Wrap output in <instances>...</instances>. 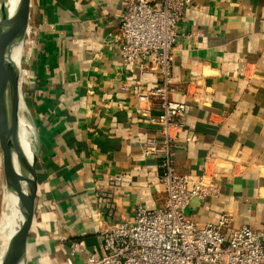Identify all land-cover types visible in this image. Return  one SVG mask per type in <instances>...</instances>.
Returning <instances> with one entry per match:
<instances>
[{
    "label": "crops",
    "instance_id": "crops-1",
    "mask_svg": "<svg viewBox=\"0 0 264 264\" xmlns=\"http://www.w3.org/2000/svg\"><path fill=\"white\" fill-rule=\"evenodd\" d=\"M126 1L31 0L32 71L22 91L36 126L38 191L28 264H82L138 204L164 202L161 154L142 150L161 139L149 120L158 100L121 88L141 84L147 93L160 82L122 59ZM180 30L171 95L187 111L176 169L206 173L220 190L195 197L187 215L204 225L232 214L227 237L244 225L264 230V0H194ZM78 242L84 248L73 252Z\"/></svg>",
    "mask_w": 264,
    "mask_h": 264
},
{
    "label": "built area",
    "instance_id": "built-area-1",
    "mask_svg": "<svg viewBox=\"0 0 264 264\" xmlns=\"http://www.w3.org/2000/svg\"><path fill=\"white\" fill-rule=\"evenodd\" d=\"M193 1L160 0L156 4L152 0H127L120 13L124 63L160 75V82L147 93L141 92V84L124 83L121 88L135 91L140 100H158L161 112L149 120L157 126L161 139L149 138L142 150L145 155L161 154L165 197L156 208L138 204L133 216L104 230L101 251L82 264H264V230L244 225L227 237L232 214L224 212L217 221L204 225L187 215L195 197L205 200L220 192L206 173L188 175L176 169L175 149L185 125L187 102L172 98L176 89L172 65L180 26ZM31 71L30 55L25 53L21 71L24 81ZM78 248L83 249L84 242L74 244L73 252ZM68 261L76 264L72 258Z\"/></svg>",
    "mask_w": 264,
    "mask_h": 264
},
{
    "label": "water",
    "instance_id": "water-1",
    "mask_svg": "<svg viewBox=\"0 0 264 264\" xmlns=\"http://www.w3.org/2000/svg\"><path fill=\"white\" fill-rule=\"evenodd\" d=\"M30 9L31 0H18L13 12L3 0L0 9V145L7 188L16 192L23 217L0 264H27L28 242L38 191V153L33 146L34 155L31 158L20 137L19 81ZM18 43L22 44V51L20 57L14 60L12 51Z\"/></svg>",
    "mask_w": 264,
    "mask_h": 264
},
{
    "label": "bare ground",
    "instance_id": "bare-ground-1",
    "mask_svg": "<svg viewBox=\"0 0 264 264\" xmlns=\"http://www.w3.org/2000/svg\"><path fill=\"white\" fill-rule=\"evenodd\" d=\"M10 7V11L13 12L17 6L18 0H5ZM30 23V21H29ZM30 25V24H29ZM32 25V24H31ZM30 26L27 28V32H30ZM35 34V33H34ZM27 35V34H26ZM26 44V42H25ZM22 51V44L18 43L14 46L12 51V58L14 60H17L20 57ZM24 83V77L20 75V81H19V113H20V137L22 140V144L28 155L32 158L34 155V148H33V139L32 134L34 133V129L32 128V124L30 120L27 118V111H28V103L25 99V96L23 94L22 88ZM1 147V145H0ZM1 154H0V167H2L3 161V150L1 148ZM3 170V169H2ZM2 175H4L5 180V186H6V192L4 193L3 198V212L0 222V239L2 240V250L0 252V260L3 258L4 253L6 251V248L8 246V243L18 228L19 224L22 222L23 217L20 213L19 205H18V196L16 192L10 191L7 188L6 184V176L5 171L3 170ZM1 176V175H0ZM15 203V204H14ZM28 264V262H27Z\"/></svg>",
    "mask_w": 264,
    "mask_h": 264
},
{
    "label": "rangeland",
    "instance_id": "rangeland-1",
    "mask_svg": "<svg viewBox=\"0 0 264 264\" xmlns=\"http://www.w3.org/2000/svg\"><path fill=\"white\" fill-rule=\"evenodd\" d=\"M27 39V38H26ZM29 39V38H28ZM25 49H26V44H25ZM24 54H25V50H24ZM27 101V100H26ZM28 109V108H27ZM27 115V114H26ZM28 118V115H27ZM28 120H30L28 118ZM31 124L33 125L32 128L35 130L34 133L32 134V139L33 142L35 141V134H36V126L35 124L30 120ZM1 147H0V154H1ZM2 167H0V222H1V217H2V212H3V208H4V204H3V198H4V193L6 192V186H5V180H4V175H2L3 170H4V162L2 163ZM3 169V170H2ZM15 204V203H14ZM2 241V240H1ZM0 241V242H1Z\"/></svg>",
    "mask_w": 264,
    "mask_h": 264
}]
</instances>
